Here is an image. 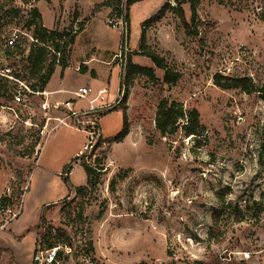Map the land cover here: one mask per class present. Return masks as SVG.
<instances>
[{
	"label": "rangeland",
	"instance_id": "obj_1",
	"mask_svg": "<svg viewBox=\"0 0 264 264\" xmlns=\"http://www.w3.org/2000/svg\"><path fill=\"white\" fill-rule=\"evenodd\" d=\"M38 1L0 0V73L10 78L36 40L33 28L4 10L38 5L50 25L51 8ZM51 1L56 18H65L59 32L79 35L74 45L70 36L57 39L65 57L71 53L63 76V54L51 50V87L84 85L90 94L63 93L62 100L31 93L22 86L28 81L15 79L23 100L0 99V198L15 203L0 209V264H53L50 250L33 256L39 223L63 233L55 264H264V0H199L194 8L184 1L190 33L171 8L146 24L164 2L136 0L125 35L108 25L115 14L89 15L83 32L70 0ZM15 30L22 40L7 56L5 39ZM142 31L145 49L163 67L140 47ZM123 42L130 51L124 66L114 58ZM90 57L85 69L81 60ZM128 60L152 76L136 74L125 85L128 134L113 141L123 127L120 83ZM98 89L105 104L82 113ZM64 99L82 111L72 115ZM163 99L183 113L166 133L156 127ZM193 109L198 129L187 135ZM89 139L87 177L84 159H74ZM74 207L83 215L72 222L66 214ZM69 242L72 252L63 245Z\"/></svg>",
	"mask_w": 264,
	"mask_h": 264
},
{
	"label": "trees",
	"instance_id": "obj_2",
	"mask_svg": "<svg viewBox=\"0 0 264 264\" xmlns=\"http://www.w3.org/2000/svg\"><path fill=\"white\" fill-rule=\"evenodd\" d=\"M136 0H128L127 1V15L126 20H129V6ZM184 1H190L192 3V7L194 8V4H197L199 0H179L176 7H169L166 3H163L159 10L152 15L150 18L146 20V24H151L154 22L160 21L165 12L168 9H172L177 15L179 16L181 23L183 24L184 28L188 33L189 31V23L186 20L184 13L181 9V4ZM101 7H109L111 8V15H114L118 9V0H103L101 3L95 5V9ZM5 16L16 18L26 25L27 28H33V36L36 40V43L31 46L28 51V54L22 58V61L25 64L22 65V68L19 71H12L13 78H10L6 73H0V99L5 100H14V95L19 89V85L15 79L19 81L25 80L29 82V89L33 92H44L47 88V85L55 72L56 67V56H53L51 60H49V56L51 54V50L54 52H61V58L59 59V64L62 66V73L63 70L68 66V58L65 57L66 48L61 46L59 42H57L58 38L63 36H70L69 41L67 43L74 44L75 35H69L68 33H61L58 29H48L43 25L42 16L39 10L36 7L32 9H23L16 6H10L4 10ZM7 47V46H6ZM18 46L14 47H7L8 50L6 51L7 56H9V49H15ZM140 47L143 50L145 49V34L142 31L140 37ZM147 56L151 58L152 62H154L158 67H163L162 59L156 55L154 52L150 50H146ZM129 58V57H128ZM136 74H148L152 76V70L150 68L142 67L136 64H133L128 60V66L123 77L122 82L120 83V90L122 89L123 93V106H122V115H123V127L118 134H116L112 140L113 141H120L128 134V125H127V115H126V106L125 102L128 97V89L125 85L129 84L132 80L133 76ZM10 75V74H9ZM165 81L169 82L172 80V75L168 72L165 75ZM33 80V81H32ZM32 81V82H31ZM175 107L174 101H169V99H163L158 103L157 109V120H156V127L162 132L166 133L170 127L176 125L177 120L179 117L183 116V113L177 111ZM189 122L184 124L185 134H195L197 133L198 129V112L197 110L193 109L189 113ZM76 157L74 160H77ZM73 160V161H74ZM72 164V163H71ZM69 164L66 168L70 167ZM83 170L88 177L90 172L92 171V167L82 164ZM67 173V171H65ZM64 172V173H65ZM68 174V173H67ZM67 176V175H66ZM67 181V178L65 179ZM71 186V185H70ZM84 187H80L79 190H82ZM15 203L12 201L11 197L3 196L0 198V209L4 211L11 210L14 208ZM103 210L98 213V217L100 218L103 214ZM83 209L79 210L78 208L74 207L70 209L69 213L66 214L67 218H70L72 222H75L77 219L82 218ZM86 218L83 219V221ZM38 234L35 241V246L33 250V256H35L39 251L44 250H53L56 248L54 257H53V264H55L58 259L61 258L62 251L60 250L59 245V236L61 233L59 228L54 227H47L44 228L41 226V223L37 225ZM90 228L86 229V232H89ZM63 245L72 252L74 245L73 243H63ZM86 250L87 253L91 254L94 252L93 242L88 240L86 243ZM5 252H7L5 250ZM14 257V256H13ZM16 261V260H15Z\"/></svg>",
	"mask_w": 264,
	"mask_h": 264
},
{
	"label": "built area",
	"instance_id": "obj_3",
	"mask_svg": "<svg viewBox=\"0 0 264 264\" xmlns=\"http://www.w3.org/2000/svg\"><path fill=\"white\" fill-rule=\"evenodd\" d=\"M127 1L128 0H118V9L115 13L114 16L110 17L108 19V25H110L112 28H120L121 31L124 33L125 35V30H127V26H128V22L126 20V15H127ZM179 0H163L164 3H166L169 7H176L178 4ZM74 30L76 31L75 27ZM22 40V35L21 32L18 30H15L13 32H11L7 38L5 39V45L7 47H14V46H18L19 43ZM129 48L126 42H123L121 44V47L119 48L118 52H116L114 54V58L117 59L120 63V65L124 66L127 62V59L129 57ZM22 84V82H21ZM24 86V88H26V90H28L31 93H35L33 91H31L29 89L28 86L26 85H22ZM22 89V87H21ZM40 93V92H39ZM42 93V92H41ZM74 95H76L77 97H86L90 94V91L87 87H80L77 91L73 92ZM23 99L20 95L19 90L16 92V94L14 95V101L15 102H21ZM104 98H103V91L102 90H98L96 92V95L92 98H90L88 100L89 106L88 109L82 113L86 114V113H90V112H96L98 109L103 107V104H105L104 102ZM97 102H100L99 104H97ZM67 106L70 104L69 102L65 103ZM80 113V111H72V115H77V113ZM93 147V141L92 139H89L88 142H86L83 146L82 151L79 152V154L77 155L78 157V163L80 162V159H84V161H82L83 163H87L86 160V153L88 151L91 150V148ZM64 175H67V173L65 172ZM56 248H54L53 250H51L50 252V261H53V257L55 254Z\"/></svg>",
	"mask_w": 264,
	"mask_h": 264
},
{
	"label": "crops",
	"instance_id": "obj_4",
	"mask_svg": "<svg viewBox=\"0 0 264 264\" xmlns=\"http://www.w3.org/2000/svg\"><path fill=\"white\" fill-rule=\"evenodd\" d=\"M42 1V0H41ZM44 1H47L49 6H50V12H49V23L50 25H48L46 22H45V19H44V16L42 14V12L40 11L38 5L36 6V8L39 10L41 16H42V21H43V25L48 28V29H57V24H61L63 21L62 20H65L62 19H58L56 18V15H55V12L57 11V6H54L53 2L51 0H44ZM103 0H70V4L72 7V5L74 4V6L69 10V12L71 13L72 10L74 9V14H73V17H75L76 21L77 22H81V21H84V24H83V32L86 30L87 28V25H88V18L89 15H91L93 17V15L95 14H99L101 13V11L105 12L107 15H110L111 13V8L109 7H101V8H98V9H95V5L96 4H99L101 3ZM40 2V0L38 1V3ZM56 10V11H55ZM76 12V13H75ZM94 12V13H93ZM70 19V18H69ZM74 24V23H73ZM81 31V32H82ZM79 36V35H78ZM78 36H75V40H74V43L76 42V39ZM74 45V44H73ZM72 52V51H71ZM91 57L90 58H87V60H81L82 61V65L83 67L86 69V67L84 65H87L89 61H91ZM71 64H72V60H71V53L69 54L68 56V66L67 67H71ZM57 70H55L54 73H56ZM62 76H63V73H62ZM61 76V77H62ZM80 87H86L84 85H80L77 90L80 88ZM77 90H69L67 88H65L64 86H57V87H51V79L47 85V88L45 91H47V93L51 96V97H58L60 98V95L63 94V93H73ZM98 90H101V89H98ZM97 90V91H98ZM62 99V98H60ZM63 100V99H62ZM65 103L66 102H69L70 104L68 105V109L70 111H82V110H75L74 109V104L72 102V99H64ZM76 154H79L76 153Z\"/></svg>",
	"mask_w": 264,
	"mask_h": 264
},
{
	"label": "water",
	"instance_id": "obj_5",
	"mask_svg": "<svg viewBox=\"0 0 264 264\" xmlns=\"http://www.w3.org/2000/svg\"><path fill=\"white\" fill-rule=\"evenodd\" d=\"M34 264H39L38 259H35Z\"/></svg>",
	"mask_w": 264,
	"mask_h": 264
}]
</instances>
